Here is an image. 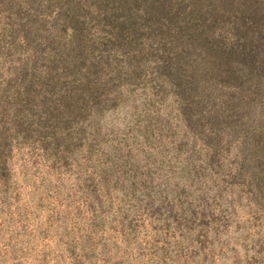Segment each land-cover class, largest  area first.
Segmentation results:
<instances>
[{
  "label": "rangeland",
  "instance_id": "1",
  "mask_svg": "<svg viewBox=\"0 0 264 264\" xmlns=\"http://www.w3.org/2000/svg\"><path fill=\"white\" fill-rule=\"evenodd\" d=\"M0 264H264V0H0Z\"/></svg>",
  "mask_w": 264,
  "mask_h": 264
}]
</instances>
